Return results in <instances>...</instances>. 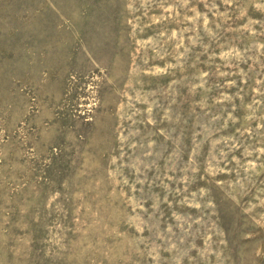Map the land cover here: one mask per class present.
Masks as SVG:
<instances>
[{
    "label": "rangeland",
    "instance_id": "1",
    "mask_svg": "<svg viewBox=\"0 0 264 264\" xmlns=\"http://www.w3.org/2000/svg\"><path fill=\"white\" fill-rule=\"evenodd\" d=\"M0 264H264V0H0Z\"/></svg>",
    "mask_w": 264,
    "mask_h": 264
}]
</instances>
